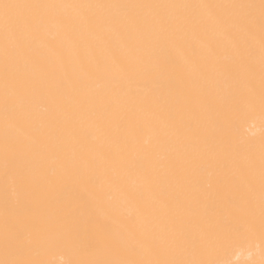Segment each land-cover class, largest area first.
Segmentation results:
<instances>
[{"label":"snow or ice","instance_id":"6c2138e0","mask_svg":"<svg viewBox=\"0 0 264 264\" xmlns=\"http://www.w3.org/2000/svg\"><path fill=\"white\" fill-rule=\"evenodd\" d=\"M71 14L58 15V10ZM175 9V15L157 10ZM141 10H151L145 14ZM192 10V11H188ZM199 10H203L201 13ZM52 32V42L46 37ZM199 30L216 40L210 71L216 78L205 89L191 79V96H178L176 107L162 113L147 111L152 120L166 119L181 151L161 169L146 170L129 141V130L146 111L134 99L133 86L141 78L153 81L164 75L160 60L189 32ZM128 41L127 53L117 47ZM259 45V87L252 58ZM192 54L200 49L193 46ZM231 56L244 73L230 75L232 67L220 66L221 56ZM0 59L3 62V232L4 257L0 264H232L227 253L232 244L259 241L264 264V137L259 159L251 151L244 157V172L232 184L231 194L215 193L234 214L200 203L213 194L197 190L196 175L208 160L219 166L221 154L233 156L239 149L227 140L229 130L255 110L257 95L264 122V0L238 4H56L0 0ZM247 61L245 64L244 62ZM179 71V68H177ZM220 78L227 84L224 103L217 105ZM98 84L95 89L91 85ZM154 103L159 106V97ZM47 108L40 110L39 105ZM194 121V125L186 121ZM88 126L116 145L103 168L89 158L94 147L74 145ZM204 145L206 152H197ZM231 163L239 166L233 157ZM135 170L142 190L135 199L142 204L113 235L107 225H89L110 238L109 252L99 255L85 243L89 228L81 224L78 208L64 205L55 218L34 223L19 214L30 200L59 196L66 182L88 185L103 180L111 188L122 187L124 177ZM167 186V190H165ZM87 203L86 193L76 197ZM165 201L169 203H165ZM159 205V206H157ZM198 216V235L190 237L186 224ZM191 249L198 256L184 255ZM57 254L60 260H57Z\"/></svg>","mask_w":264,"mask_h":264},{"label":"bare ground","instance_id":"6f19581e","mask_svg":"<svg viewBox=\"0 0 264 264\" xmlns=\"http://www.w3.org/2000/svg\"><path fill=\"white\" fill-rule=\"evenodd\" d=\"M23 3H56V4H238V3H259V0H17ZM145 14L151 10H141ZM162 14L175 15L178 10L161 9L157 10ZM192 11V10H188ZM203 13V10H199ZM71 9L58 10V15L71 14ZM52 32L50 29L46 39L52 42ZM221 39L217 34L215 37L204 35L199 30H192L184 41H180L169 52L167 60L161 59L162 70L165 75L158 81L141 78L137 84L133 86L134 99L146 111L140 113V120L129 130V141L138 151L130 154V159H139L146 170L156 167L161 169L174 162L178 156H188L193 154V150L189 147L180 150L179 145L174 138L169 140L171 129L167 127L166 119L152 120L146 115L147 111L167 112L169 109L176 107L178 96H191L192 90L188 87L191 79H199L204 88H208L209 80L216 78L214 71H210L211 57L216 51V40ZM193 46L200 49V54L194 56L192 54ZM256 53L252 58L255 65L257 75V93L259 87V45L258 40L255 43ZM122 55L127 53L128 41L123 40L117 44ZM245 64L247 61L244 62ZM218 67L228 66L234 70L230 75L244 73L243 65L235 63L231 56H221ZM179 68V71H177ZM219 85L220 94L216 96L215 103L221 105L224 103L227 84L223 78H220ZM102 82L98 81L91 85L93 89ZM3 92V62L0 59V96ZM159 97V106L154 103ZM40 110L47 108L46 104L39 105ZM186 123L194 125V121L188 120ZM86 135L78 138V144L74 145L77 149L79 145L94 147L96 150L90 153L89 158H94L100 168L104 167L105 159L110 152L116 150V145L110 143L109 138L102 134L95 126H88ZM264 137V122L261 121L259 112V102H257L252 115L245 119L240 125L238 131L229 130L227 140L239 151L233 156L221 154L216 159L223 161L221 165H217L215 160H208L204 166L198 171L196 180L198 181L197 190L201 193H212V198H204L201 200L200 207L214 206L222 209L226 214H234L238 210L235 208H225L221 199L215 197V193L220 192L224 196L231 194L232 184L238 182L244 172L243 160L249 151L254 153L257 163L259 159L260 142ZM3 138H4V113L2 104H0V258L4 257V232H3V202L2 192L4 185L3 175ZM197 152H206L204 145H200ZM235 158L239 162V166H234L231 159ZM142 190V181L135 170L129 171L124 177L122 187L114 185L111 188V199H104V193L108 191L107 185L103 180H97L88 185L74 184L66 182L65 186L60 190L59 196L52 195L46 198L30 200L26 204L19 206L18 212L21 216L28 218L36 224L55 218L59 214L64 205L71 204L74 208H78V216L82 225L89 228L85 243H91L97 254L105 255L109 252L110 238L102 231H97L95 227L89 225L91 220L94 225H107L113 235L119 231L120 227L127 223L129 218L137 216L142 208V204L135 199V194ZM167 190V186H165ZM87 203L76 197L79 194H85ZM165 203H169L165 201ZM159 206V205H157ZM198 216H193L189 223L186 224V231L190 237L198 235L196 224L199 222ZM259 241L249 244L243 240L235 241L227 253V258L232 264H247L250 260H259L260 252L258 247ZM185 256L191 258L198 256L188 249L184 253ZM57 260L60 255L57 254Z\"/></svg>","mask_w":264,"mask_h":264}]
</instances>
